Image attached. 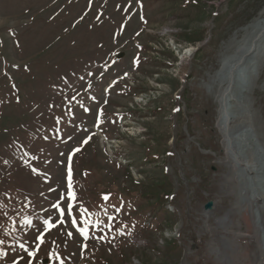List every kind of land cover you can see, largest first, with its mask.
Returning <instances> with one entry per match:
<instances>
[{
  "label": "rangeland",
  "instance_id": "rangeland-1",
  "mask_svg": "<svg viewBox=\"0 0 264 264\" xmlns=\"http://www.w3.org/2000/svg\"><path fill=\"white\" fill-rule=\"evenodd\" d=\"M259 17L264 0H0V264H264L216 76ZM246 63L230 113L259 163L264 50Z\"/></svg>",
  "mask_w": 264,
  "mask_h": 264
},
{
  "label": "bare ground",
  "instance_id": "bare-ground-1",
  "mask_svg": "<svg viewBox=\"0 0 264 264\" xmlns=\"http://www.w3.org/2000/svg\"><path fill=\"white\" fill-rule=\"evenodd\" d=\"M241 30V36L237 33L225 45L221 54V66L216 73V76L223 77L220 79L221 88L217 96L220 103L218 128L223 136L227 154L226 159L231 164L233 171H240V177L243 178L238 188L240 194L247 195V199L244 202L240 203L239 201L237 203L239 210L245 219L244 221L247 222L248 228L253 229L254 234L260 238L261 234L264 233V189L262 188L264 187V175L262 174L264 160L257 163L253 160L252 153L247 155L238 154V147L241 148L243 144L241 149H244L250 143L255 142L258 135L253 131L254 124L250 117L248 115L233 116L230 113V107L234 104V99H232L233 89L241 79V70L237 71V69L256 53L264 50V18H256ZM256 192L259 197L256 196ZM215 209L216 207H211L207 211L212 213ZM256 211L259 213L260 222L256 220ZM260 250L262 259H264L262 245Z\"/></svg>",
  "mask_w": 264,
  "mask_h": 264
},
{
  "label": "snow or ice",
  "instance_id": "snow-or-ice-1",
  "mask_svg": "<svg viewBox=\"0 0 264 264\" xmlns=\"http://www.w3.org/2000/svg\"><path fill=\"white\" fill-rule=\"evenodd\" d=\"M102 114V113H101ZM76 151H79V149H76ZM71 172H72V169H71V166L69 165L68 167V180H69V187H72V183H71ZM72 195V198L75 199V193H71ZM106 200L108 199L107 196L104 197ZM61 213L63 214V209H61ZM28 223H31V221H28ZM46 224H48V227L51 229L53 227V225L50 223V222H45ZM73 223H75V221H73ZM81 233L87 237L88 233H87V230L86 229H80ZM69 235H71V233H69ZM41 239V242H43V237H40ZM32 255L34 256L35 253H32Z\"/></svg>",
  "mask_w": 264,
  "mask_h": 264
}]
</instances>
